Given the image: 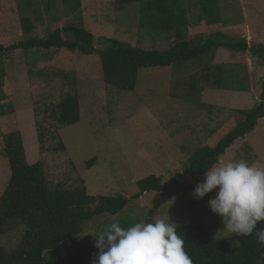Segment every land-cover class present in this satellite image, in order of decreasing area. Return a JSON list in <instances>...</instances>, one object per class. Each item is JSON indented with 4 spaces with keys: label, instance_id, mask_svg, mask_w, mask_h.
Listing matches in <instances>:
<instances>
[{
    "label": "rangeland",
    "instance_id": "1",
    "mask_svg": "<svg viewBox=\"0 0 264 264\" xmlns=\"http://www.w3.org/2000/svg\"><path fill=\"white\" fill-rule=\"evenodd\" d=\"M43 1L46 5L35 0L36 3L26 6L23 0H0V45L16 44L24 38L17 4L32 22L33 37L45 38L56 28L82 25L94 36L98 49L103 47L100 38L158 51L168 50L175 42L159 36L154 39L149 26L141 28L144 20L138 3L118 11L113 0H80L78 12L73 13L74 0ZM195 1L185 0L188 41L196 37L203 41L220 32L245 39L249 47L264 45V0H220L225 21L222 19L221 24L213 27H206L199 19V11L193 6ZM71 39V34H63V40ZM213 62L227 70L241 66L242 76L247 78L246 92L216 91L195 80L200 103L207 108L200 110L197 101L181 102L168 96L172 86L182 96L181 87L175 84H185L188 72L197 69L192 65L195 61L181 65L180 69L142 70L135 90L128 93L105 87L97 54L83 56L66 49H50L18 50L4 56L0 91L8 108L6 115L0 117V196L10 178L3 138L17 132L27 164H43L51 189L84 186L89 196L121 195L131 199L118 215L101 216L85 224L81 240L86 244L94 243L92 235L115 219L147 223L170 218L177 226L203 225L219 241L232 239L234 235L224 230L222 218L209 207L215 191L199 200L192 195L204 176L185 177L172 190L150 192L132 200L138 192L137 181L154 175L164 184L182 172L196 150L214 147L231 132L242 120L240 111L251 110L258 103L264 65H257L249 53L234 54L224 48L215 52ZM69 94L78 99L80 122L62 126L49 118L46 110ZM93 158L95 165L87 168V162ZM239 159L264 165V118L250 135L225 152L221 162ZM21 230L13 228L4 234L0 245L13 246L14 236Z\"/></svg>",
    "mask_w": 264,
    "mask_h": 264
},
{
    "label": "trees",
    "instance_id": "2",
    "mask_svg": "<svg viewBox=\"0 0 264 264\" xmlns=\"http://www.w3.org/2000/svg\"><path fill=\"white\" fill-rule=\"evenodd\" d=\"M23 1L26 6L36 3L35 0ZM41 2L46 5L43 0ZM133 3L141 7L144 20L141 28L149 26L154 39L159 36L175 40L168 50H144L105 38H100L103 47L98 49L95 47L94 36L82 25L57 28L45 38L33 37L30 36L33 31L32 22L23 15L22 6L17 4L18 21L24 38L16 44L0 45V83L4 80L2 58L18 50L66 49L83 56L97 54L105 87L128 93L135 90L142 70L169 67L180 69L181 65L195 61V64L192 63L197 68L195 73L192 75V72H188L185 84H175V87H181L182 96L178 95V88L172 89L173 86L168 96L181 102L197 101L201 110L207 108L200 103L195 80L202 87L216 91L246 92L247 78L242 76L244 69L241 66L227 70L224 65H214L213 59L218 49L224 48L234 54L249 53L257 65H264L262 44L249 47L245 39L232 38L220 32L211 34L203 41L197 40L199 37L188 41L185 0H113L118 11ZM193 6L199 11V19L208 26L221 24L222 19L225 21L220 0H196ZM79 7L80 0H74L72 12H78ZM63 34H71V41L63 40ZM259 89L255 107L240 111L238 114L242 120L214 147L196 150L182 172L176 173L164 184H161L160 177L154 175L137 181L138 192L132 196V200L146 193L172 190L185 177L204 176L213 164L221 160L228 148L250 135L257 122L264 118V80ZM6 108L0 91V117L6 115ZM46 113L62 126L80 122L76 95H66L56 106L47 109ZM37 137L41 143L40 132ZM3 145L10 178L0 196V240L13 228L20 227L22 230L14 236L13 246L5 248L0 245V264H92L99 250L94 247L95 242L86 244L81 240L84 225L101 216L118 215L131 199L121 195L89 196L84 186L72 190L51 189L45 180L43 165L27 164L22 139L17 132L5 135ZM95 162L93 158L87 162L86 167H93ZM149 214L153 215L152 212ZM114 221H118L122 227L136 223L130 219ZM257 227L264 228V223ZM177 234L183 237L185 251L193 264H264L260 259L264 257V245L259 244L254 236L234 235L232 239L222 242L197 223L177 226Z\"/></svg>",
    "mask_w": 264,
    "mask_h": 264
},
{
    "label": "clouds",
    "instance_id": "3",
    "mask_svg": "<svg viewBox=\"0 0 264 264\" xmlns=\"http://www.w3.org/2000/svg\"><path fill=\"white\" fill-rule=\"evenodd\" d=\"M213 191L209 207L222 218L224 230L236 236H254L264 245V228L257 227L264 223V165L245 159L220 160L204 173L192 195L199 200ZM92 236L99 250L92 264H193L170 218L128 227L113 221ZM260 259L264 261V257Z\"/></svg>",
    "mask_w": 264,
    "mask_h": 264
},
{
    "label": "crops",
    "instance_id": "4",
    "mask_svg": "<svg viewBox=\"0 0 264 264\" xmlns=\"http://www.w3.org/2000/svg\"><path fill=\"white\" fill-rule=\"evenodd\" d=\"M239 1H241V0H239ZM19 22V21H18ZM206 27H208V25H206V24H204ZM217 26V25H216ZM210 27H213V26H210ZM198 28H201V27H198ZM57 29V28H56ZM191 72H193L192 70H191ZM193 74H194V72H193Z\"/></svg>",
    "mask_w": 264,
    "mask_h": 264
}]
</instances>
